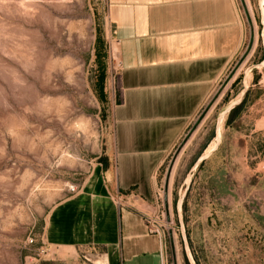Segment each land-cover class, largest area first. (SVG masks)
I'll return each instance as SVG.
<instances>
[{
  "label": "rangeland",
  "instance_id": "rangeland-1",
  "mask_svg": "<svg viewBox=\"0 0 264 264\" xmlns=\"http://www.w3.org/2000/svg\"><path fill=\"white\" fill-rule=\"evenodd\" d=\"M237 3L241 46L156 176L174 226L165 235L169 264H189L183 196L196 264H264L260 2ZM111 37L107 0H0V264L44 252L47 214L102 160L118 94ZM218 123V148L191 172L215 147Z\"/></svg>",
  "mask_w": 264,
  "mask_h": 264
},
{
  "label": "crops",
  "instance_id": "crops-1",
  "mask_svg": "<svg viewBox=\"0 0 264 264\" xmlns=\"http://www.w3.org/2000/svg\"><path fill=\"white\" fill-rule=\"evenodd\" d=\"M118 94L102 160L47 214L25 264H169L156 176L243 39L237 0H107Z\"/></svg>",
  "mask_w": 264,
  "mask_h": 264
},
{
  "label": "water",
  "instance_id": "water-1",
  "mask_svg": "<svg viewBox=\"0 0 264 264\" xmlns=\"http://www.w3.org/2000/svg\"><path fill=\"white\" fill-rule=\"evenodd\" d=\"M259 2H260V13H261V24H262V41H263V46H264V0H259ZM260 66L264 67V59L261 62ZM246 95H247V90H244L243 98L238 103H236L235 105L227 108L223 114L225 115L227 113H231L234 109L239 107L244 102V100L246 98ZM219 121H220V119H219ZM219 143H220V134H219V123H218L217 133H216V145H215L214 149L210 153H205V154L201 155L197 159L195 164L193 165V167L191 169V172L195 168H197L200 165H202L212 155V153L216 151V149L219 146ZM190 173L187 175V184H188L187 188H189V185H190V182H191ZM183 201H184V196L180 197V199H179V201L177 203V213H178V218H179L182 238H183V242H184V247H185V252H186V257H187L188 263L189 264H196V262L194 260V257L192 255L191 249H190L186 227H185V224H184V222L182 220V213L181 212H182Z\"/></svg>",
  "mask_w": 264,
  "mask_h": 264
},
{
  "label": "built area",
  "instance_id": "built-area-1",
  "mask_svg": "<svg viewBox=\"0 0 264 264\" xmlns=\"http://www.w3.org/2000/svg\"><path fill=\"white\" fill-rule=\"evenodd\" d=\"M153 206L154 208L152 212L145 216V221L149 228V232L152 234L158 233L162 236H165L166 231L174 230V226L172 221L166 220V204L161 194H156V199ZM162 219L167 221V224H165V226L162 224ZM31 242L33 241L31 240Z\"/></svg>",
  "mask_w": 264,
  "mask_h": 264
},
{
  "label": "bare ground",
  "instance_id": "bare-ground-1",
  "mask_svg": "<svg viewBox=\"0 0 264 264\" xmlns=\"http://www.w3.org/2000/svg\"><path fill=\"white\" fill-rule=\"evenodd\" d=\"M243 97V96H242ZM237 100V99H236ZM214 149V148H213ZM211 151V150H210ZM210 151H208V152H210Z\"/></svg>",
  "mask_w": 264,
  "mask_h": 264
},
{
  "label": "trees",
  "instance_id": "trees-1",
  "mask_svg": "<svg viewBox=\"0 0 264 264\" xmlns=\"http://www.w3.org/2000/svg\"><path fill=\"white\" fill-rule=\"evenodd\" d=\"M237 108H238V107H237ZM237 108H236V109H237ZM236 109H234V110H236ZM234 110H233V111H234ZM233 111H232V112H233Z\"/></svg>",
  "mask_w": 264,
  "mask_h": 264
}]
</instances>
